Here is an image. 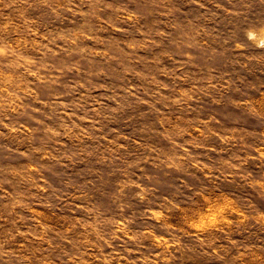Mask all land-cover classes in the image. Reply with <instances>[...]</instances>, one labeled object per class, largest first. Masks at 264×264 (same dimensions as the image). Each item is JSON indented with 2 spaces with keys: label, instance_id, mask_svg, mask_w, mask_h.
I'll return each mask as SVG.
<instances>
[{
  "label": "rangeland",
  "instance_id": "obj_1",
  "mask_svg": "<svg viewBox=\"0 0 264 264\" xmlns=\"http://www.w3.org/2000/svg\"><path fill=\"white\" fill-rule=\"evenodd\" d=\"M0 264H264V0H0Z\"/></svg>",
  "mask_w": 264,
  "mask_h": 264
},
{
  "label": "clouds",
  "instance_id": "obj_2",
  "mask_svg": "<svg viewBox=\"0 0 264 264\" xmlns=\"http://www.w3.org/2000/svg\"><path fill=\"white\" fill-rule=\"evenodd\" d=\"M248 38L250 40H254L256 39V33L255 32H249L248 33ZM225 209H228V208H224L221 212V214L217 217V220H216V223L212 225L213 228H219L220 225H225L227 223H229V219L226 215H223V211ZM241 215H243V213H241ZM195 231H200V229H194Z\"/></svg>",
  "mask_w": 264,
  "mask_h": 264
}]
</instances>
